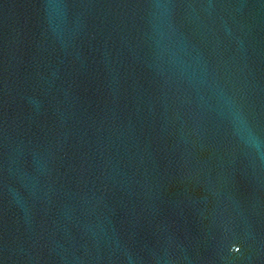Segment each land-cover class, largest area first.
<instances>
[{"label":"water","instance_id":"1","mask_svg":"<svg viewBox=\"0 0 264 264\" xmlns=\"http://www.w3.org/2000/svg\"><path fill=\"white\" fill-rule=\"evenodd\" d=\"M0 264H264V0H0Z\"/></svg>","mask_w":264,"mask_h":264}]
</instances>
